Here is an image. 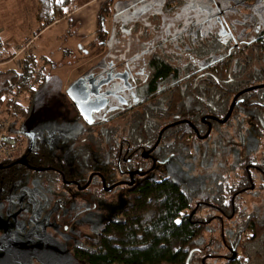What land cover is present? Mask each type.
<instances>
[{
  "label": "flooded vegetation",
  "instance_id": "obj_1",
  "mask_svg": "<svg viewBox=\"0 0 264 264\" xmlns=\"http://www.w3.org/2000/svg\"><path fill=\"white\" fill-rule=\"evenodd\" d=\"M231 2L222 3L219 12L207 17L201 38L190 36L191 44L182 56L171 51L168 57L150 56L155 48L160 51L174 41L169 34L155 45L163 33L159 30L162 33L154 32L150 37L154 40L140 52L147 58L139 54L119 61L99 58L89 72L65 82L63 93L59 89L63 80L55 79L52 93L59 95L65 116L78 133L66 144L54 133L44 141L24 135L27 140L20 156L9 157L10 163L0 169L21 165L29 172L0 185V199L10 194L16 182L31 177L54 192L73 187L80 202L88 205L97 194L122 186L127 205L128 195L141 181L172 179L176 174L198 182L191 189L178 183L190 195L184 214L191 223L202 226L213 218L221 224L233 217L243 196L253 192L251 186L264 188V130H256L264 127L260 119L264 117V56L255 55L256 47L264 46V5L255 2L252 13L241 15L240 0ZM230 14L236 19L229 20ZM140 27L135 30L141 42ZM154 60L164 61L169 68L161 81ZM95 139H100L101 155L93 150ZM88 149L90 159L85 155ZM36 156L47 158L51 165L39 159L32 164ZM211 164L214 169L209 173ZM205 207L216 214L198 215ZM76 211L70 216L80 215ZM251 215L245 214L240 222ZM237 231L228 229L226 236H218L212 249L202 236H193L181 249L182 264H247L241 250L246 238L240 236L241 227Z\"/></svg>",
  "mask_w": 264,
  "mask_h": 264
},
{
  "label": "rangeland",
  "instance_id": "obj_2",
  "mask_svg": "<svg viewBox=\"0 0 264 264\" xmlns=\"http://www.w3.org/2000/svg\"><path fill=\"white\" fill-rule=\"evenodd\" d=\"M104 1L71 0L70 13L64 19L56 20L49 26H41L37 21L36 0H0V40L9 46L6 54L11 57L3 65L0 64V69L8 72V77L9 72L18 69L20 59L31 54L39 66L44 67L46 76L45 84L36 93L26 120L21 122L18 118L8 119L7 115H0V138L20 134L15 139V147H0L1 153H7L6 156H0V160L20 156L27 140L24 135L33 134L44 141L54 133L53 137L58 135L66 144L67 138L78 133L77 127L65 116L66 108L60 102L59 95L52 93L55 79L63 80L59 87L63 93V84L65 86L89 72L99 62V58L106 60L110 57L119 61L138 54L139 57L147 58L146 53L142 55L140 52L146 50L149 40H154L150 38L154 32L162 33L159 30H163V33L154 40L157 41L155 45L169 34L174 35V41L160 51L155 48L150 56L168 57L169 51L182 56L187 45L191 44L190 36L194 40L201 38L200 29L205 27L207 17L219 12L222 3L232 4V0H114L115 8L122 11L123 16L120 18L124 24L123 30L133 32L142 25L139 32H146L149 40L138 41L134 37L139 35L136 30L130 37L124 36L120 42L112 36L110 42L113 43V49L106 47L99 56L85 57L84 50L88 53L91 51L88 44L94 39L95 17ZM255 2L261 0H240L238 14L252 13V8H256ZM263 5L264 0L261 2ZM85 19L86 26L82 27ZM228 19L236 18L230 14ZM238 23L237 29L241 21ZM113 26L112 19L108 17V34ZM245 26L247 24L244 23ZM30 85L34 87L35 83ZM27 99L26 95L19 102L26 103ZM211 166L207 170L209 173L214 169ZM171 178L183 188L191 189L198 183L187 175L178 178L172 174ZM72 188L54 192L52 187L44 186L40 179L31 177L13 185L10 194L0 199V264H80L72 256L71 247L78 244L82 236L93 237L106 222L116 219L115 214L126 205L125 188L118 186L112 192L97 194L91 205L80 202L79 192ZM250 189L253 192L249 191L243 196L242 206L229 220L223 224L213 218L203 222V231L199 236H202L209 249L217 242L218 236H226L228 229L234 233L241 227L240 236L247 238L248 232L242 230L244 220L240 222L245 214L264 217V188L258 190L254 185ZM83 208L88 209L81 212ZM74 211L81 213L73 218L70 215ZM198 212L204 217L216 214L207 207ZM223 250L220 248V252Z\"/></svg>",
  "mask_w": 264,
  "mask_h": 264
},
{
  "label": "trees",
  "instance_id": "obj_3",
  "mask_svg": "<svg viewBox=\"0 0 264 264\" xmlns=\"http://www.w3.org/2000/svg\"><path fill=\"white\" fill-rule=\"evenodd\" d=\"M36 1L37 21L41 26H49L70 13L71 0ZM115 4L114 0H105L99 8L95 17L94 39L88 44L91 51L88 53L84 50L85 57L99 56L106 47L113 49V43L110 42L112 36L120 42L124 36L130 37L133 34L129 32L132 34L128 35L123 30L124 24L120 18L123 16L122 11L116 9ZM225 4L229 5V2ZM108 17L114 25L110 32L112 34L106 31ZM147 35L146 32L142 33L139 38L149 40ZM8 50L9 46L0 40V64L11 58L6 54ZM256 50V57L264 56L263 44L256 47ZM153 63L156 65L154 72L161 77L160 81L163 80L169 68L162 60H154ZM43 68L39 66L35 56L28 54L20 59L18 69L9 72L8 77V72L0 69V115H7L8 119L18 118L21 122L29 117L35 95L46 80ZM31 83H35V86L31 87ZM26 95L27 102H19ZM257 127V131L264 130L261 125ZM16 137L0 138V147H15ZM92 142L95 144L93 150L101 155L104 151L101 149L100 139ZM100 150L101 153L98 152ZM85 155L88 159L91 158L90 149ZM37 159L43 165H51L47 158L41 159L39 156L33 159L32 164ZM9 163L8 158L0 160V165ZM26 172L29 171L21 165L1 168L0 182H4L0 185L7 186L11 179L24 176ZM244 179L248 180L247 177ZM190 203V195L169 177L143 180L128 195L127 205L115 214L118 218L104 224L95 236H82L78 244L71 247L72 256L80 264H182L181 249L187 246L193 236H199L203 231L202 226L191 223L188 215L184 214ZM242 230L248 232V237L241 245L242 256L248 259L247 264H264V217L251 215Z\"/></svg>",
  "mask_w": 264,
  "mask_h": 264
},
{
  "label": "built area",
  "instance_id": "obj_4",
  "mask_svg": "<svg viewBox=\"0 0 264 264\" xmlns=\"http://www.w3.org/2000/svg\"><path fill=\"white\" fill-rule=\"evenodd\" d=\"M1 132V131H0ZM3 153H1L0 152V154H2V155H0V156H6L7 155V153H6V151H2ZM5 153V154H4Z\"/></svg>",
  "mask_w": 264,
  "mask_h": 264
},
{
  "label": "snow or ice",
  "instance_id": "obj_5",
  "mask_svg": "<svg viewBox=\"0 0 264 264\" xmlns=\"http://www.w3.org/2000/svg\"><path fill=\"white\" fill-rule=\"evenodd\" d=\"M97 109H92V111H96ZM85 118L88 119L89 117L87 115H85ZM91 122V121H89Z\"/></svg>",
  "mask_w": 264,
  "mask_h": 264
},
{
  "label": "crops",
  "instance_id": "obj_6",
  "mask_svg": "<svg viewBox=\"0 0 264 264\" xmlns=\"http://www.w3.org/2000/svg\"><path fill=\"white\" fill-rule=\"evenodd\" d=\"M86 20H87V19H85V21H84V23H83L82 27L86 26V25H84V24H85V22H86ZM3 64H4V63H3ZM3 64H1V65H3ZM1 65H0V66H1Z\"/></svg>",
  "mask_w": 264,
  "mask_h": 264
},
{
  "label": "water",
  "instance_id": "obj_7",
  "mask_svg": "<svg viewBox=\"0 0 264 264\" xmlns=\"http://www.w3.org/2000/svg\"><path fill=\"white\" fill-rule=\"evenodd\" d=\"M17 163H22V164H24V162H23V161H19V162H17Z\"/></svg>",
  "mask_w": 264,
  "mask_h": 264
}]
</instances>
